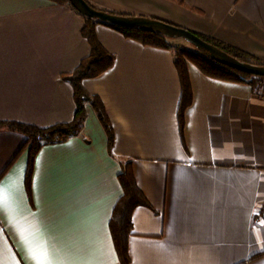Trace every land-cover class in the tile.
<instances>
[{
  "label": "crops",
  "instance_id": "obj_1",
  "mask_svg": "<svg viewBox=\"0 0 264 264\" xmlns=\"http://www.w3.org/2000/svg\"><path fill=\"white\" fill-rule=\"evenodd\" d=\"M168 23L264 62V0H86ZM84 18L48 0H0V123H69L72 73L89 54ZM112 67L82 82L103 104L111 148L89 103L80 132L33 159L0 128V264H120L110 230L133 175L146 205L131 214L129 264H264V92L187 63L191 103L172 49L96 23Z\"/></svg>",
  "mask_w": 264,
  "mask_h": 264
},
{
  "label": "trees",
  "instance_id": "obj_2",
  "mask_svg": "<svg viewBox=\"0 0 264 264\" xmlns=\"http://www.w3.org/2000/svg\"><path fill=\"white\" fill-rule=\"evenodd\" d=\"M48 1L56 5H66L73 11L78 13L75 9H73L68 0ZM84 2H86V4L94 10L101 11L95 9L86 0H84ZM106 13L124 18H141L131 15H117L109 12ZM83 18L84 25L81 30V35L89 45V54L87 57L83 58L80 61L79 65L72 73L63 75V79L70 84L73 91L75 111L72 121L69 123L57 124L48 128H38L35 126L14 122L0 123V128H6L25 137L29 158L27 169L28 174H30L31 172L33 159L42 146L62 143L79 134L85 115L84 107L86 103H89L93 111L95 112L100 124L102 125L106 133L108 147L111 148L113 141V131L104 110L103 104L98 97L90 96L86 93V91L82 87V82L87 79H94L109 70L113 65L114 58L103 49V47L97 40L95 33V26L97 21L86 17ZM101 24L107 25L108 27L121 33L125 38L137 42L143 46L157 49L173 50L174 66L177 70L181 86V96L177 113L181 134L184 123L183 115L185 110L190 106L191 103V90L188 80L187 63L194 65L203 75L216 80L229 81L234 83H248L253 87L258 88V82L260 79H262L260 77H254L252 75L237 71L228 66L215 62L197 51L190 52L183 49L181 50L178 47H172L171 42H173L174 39H168L160 33L148 32L145 30H140L138 28H124L107 23ZM195 35L204 42L223 52L228 57L233 58L240 63L264 67V62L252 57L246 52L239 51L218 41L205 38L201 35ZM119 181L123 190V196L114 208L110 221V230L120 264H129L130 260L127 252V240L131 232V214L136 207L146 205L147 202L145 201L141 192L138 190L133 175L130 171L125 170L120 175Z\"/></svg>",
  "mask_w": 264,
  "mask_h": 264
},
{
  "label": "water",
  "instance_id": "obj_3",
  "mask_svg": "<svg viewBox=\"0 0 264 264\" xmlns=\"http://www.w3.org/2000/svg\"><path fill=\"white\" fill-rule=\"evenodd\" d=\"M73 9L81 16L96 20L97 22L107 23L124 28H138L148 32H157L168 39H181L191 45L197 52L204 54L209 59L228 66L237 71L252 75L254 77L264 78V67L252 66L240 63L233 58L228 57L212 45L204 42L192 32L178 28L176 26L164 23L162 21L147 18H124L110 15L106 12L97 11L91 8L84 0H68Z\"/></svg>",
  "mask_w": 264,
  "mask_h": 264
},
{
  "label": "rangeland",
  "instance_id": "obj_4",
  "mask_svg": "<svg viewBox=\"0 0 264 264\" xmlns=\"http://www.w3.org/2000/svg\"><path fill=\"white\" fill-rule=\"evenodd\" d=\"M171 44H172V47H178L181 50L183 49V50L190 51V52L196 51L191 45H189L187 42H185L184 40H181V39L174 40L173 42H171ZM258 88H261L264 92V79L259 80Z\"/></svg>",
  "mask_w": 264,
  "mask_h": 264
},
{
  "label": "built area",
  "instance_id": "obj_5",
  "mask_svg": "<svg viewBox=\"0 0 264 264\" xmlns=\"http://www.w3.org/2000/svg\"><path fill=\"white\" fill-rule=\"evenodd\" d=\"M262 79H264V78H262Z\"/></svg>",
  "mask_w": 264,
  "mask_h": 264
}]
</instances>
